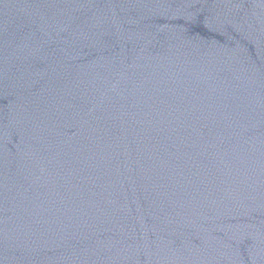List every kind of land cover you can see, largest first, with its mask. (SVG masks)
<instances>
[{
    "label": "water",
    "instance_id": "water-1",
    "mask_svg": "<svg viewBox=\"0 0 264 264\" xmlns=\"http://www.w3.org/2000/svg\"><path fill=\"white\" fill-rule=\"evenodd\" d=\"M0 264H264V0H0Z\"/></svg>",
    "mask_w": 264,
    "mask_h": 264
}]
</instances>
